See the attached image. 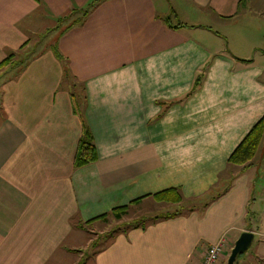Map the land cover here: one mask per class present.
Returning a JSON list of instances; mask_svg holds the SVG:
<instances>
[{"label": "crops", "instance_id": "1", "mask_svg": "<svg viewBox=\"0 0 264 264\" xmlns=\"http://www.w3.org/2000/svg\"><path fill=\"white\" fill-rule=\"evenodd\" d=\"M179 12L223 24L226 44ZM263 16L264 0H0V62L13 54L0 67V264H87V228L146 201L178 212L112 235L92 264H199L220 238L226 264L245 230L255 248L234 264H264V135L228 163L264 117ZM83 130L96 159L76 167ZM167 188L181 203L154 199Z\"/></svg>", "mask_w": 264, "mask_h": 264}, {"label": "trees", "instance_id": "2", "mask_svg": "<svg viewBox=\"0 0 264 264\" xmlns=\"http://www.w3.org/2000/svg\"><path fill=\"white\" fill-rule=\"evenodd\" d=\"M92 4L89 6L91 7ZM87 11V8H86ZM180 24H176L175 26H179ZM55 56L62 61V57L57 52L56 48H54ZM13 54L8 55L2 62H0V67L8 64L12 59ZM201 82V75H197L193 86L189 93H191ZM264 135V117H262L258 122H256L249 132L244 136V138L238 143V145L235 147V149L232 151L228 158L229 164H243L247 162L249 159H251L256 151L258 150V147L261 143V140ZM96 159V150L94 147V144L91 141L90 134L87 130H83V134L79 140L78 150L75 156L74 165L76 167H80L82 165H85L89 162H92ZM153 197L156 201L160 202H169L172 204L175 203H181L183 200L182 195L178 188H167L162 191H159L155 194H153ZM197 203L191 202L190 205L185 206L187 209H193L196 207ZM206 203H201L202 206L206 205ZM183 208V207H181ZM177 209L174 211H165L164 213L155 215L149 219L150 221H154L160 217H171L174 216L177 213ZM124 213H126V207H116L112 210V214L116 218H120ZM148 223V222H147ZM146 222L143 220L133 224V226H141L145 227ZM132 226V225H129ZM125 229V228H124ZM123 229V230H124Z\"/></svg>", "mask_w": 264, "mask_h": 264}, {"label": "rangeland", "instance_id": "3", "mask_svg": "<svg viewBox=\"0 0 264 264\" xmlns=\"http://www.w3.org/2000/svg\"><path fill=\"white\" fill-rule=\"evenodd\" d=\"M178 16H179V18H176L173 14L172 15L170 14V18L173 21H177L180 19V20H184V21H190L188 23H203V24L208 25V26L212 25L215 28L217 27L218 28L217 31H218L219 35L218 36L215 35L216 36L215 37L216 45L222 47L226 44V42H227L226 35L227 34L225 31L228 28H225V26L223 24H221V23L211 24L212 22H209V20H207L203 16L202 17L201 16H194V17L192 16L190 18H186V16H184L181 12H179ZM54 35H55V33L53 35H52V33H44L41 36L37 37V39L32 38L31 44H34L32 49L37 50L38 47H40V45H42V43L50 41L51 37ZM249 55H250L249 57H252L254 54L250 53ZM78 91H79V89L77 88L76 93ZM75 100H76V102H78V95L77 94H76ZM78 104H80V103H78ZM258 185H259V182H258ZM255 193L256 192L253 193L254 196L256 195ZM140 208H141L140 210L128 211L125 215L122 216L121 219H110L109 223L104 225V228H105L104 232L94 234V233H90L89 229H91V228H87L88 231L86 233L90 237L89 239H91V242L87 248H84L82 250V254L84 255V257H83V259H81V262L83 263L85 261L87 264H92V262H93L92 255L94 254V251L98 247L105 245V243L108 242V240L110 239V237L112 235L116 234L119 231H122L124 228L129 227V225L136 224L142 220L147 223L149 221L150 217H152L154 215L164 213L165 211H168V210L174 211L171 208H167V207L163 208L160 205H155V203H153V201H146L144 204H142L140 206ZM254 244L255 243H252L251 246H249V248L246 251L239 254V256H243L244 254L252 252V250L255 248Z\"/></svg>", "mask_w": 264, "mask_h": 264}, {"label": "water", "instance_id": "4", "mask_svg": "<svg viewBox=\"0 0 264 264\" xmlns=\"http://www.w3.org/2000/svg\"><path fill=\"white\" fill-rule=\"evenodd\" d=\"M254 234L252 231L245 230L240 233L235 240L233 247L227 257L226 264H234L239 254L246 251L252 243Z\"/></svg>", "mask_w": 264, "mask_h": 264}, {"label": "built area", "instance_id": "5", "mask_svg": "<svg viewBox=\"0 0 264 264\" xmlns=\"http://www.w3.org/2000/svg\"><path fill=\"white\" fill-rule=\"evenodd\" d=\"M225 247V239L220 238L212 243L205 251L203 259L199 264H220L222 253Z\"/></svg>", "mask_w": 264, "mask_h": 264}]
</instances>
